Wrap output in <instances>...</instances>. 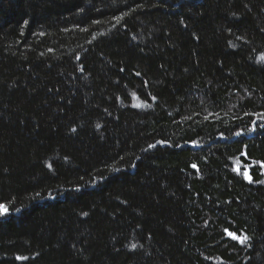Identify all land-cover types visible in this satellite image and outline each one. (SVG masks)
Masks as SVG:
<instances>
[{
    "label": "trees",
    "instance_id": "16d2710c",
    "mask_svg": "<svg viewBox=\"0 0 264 264\" xmlns=\"http://www.w3.org/2000/svg\"><path fill=\"white\" fill-rule=\"evenodd\" d=\"M0 204V264H264V0H0Z\"/></svg>",
    "mask_w": 264,
    "mask_h": 264
},
{
    "label": "snow or ice",
    "instance_id": "6c2138e0",
    "mask_svg": "<svg viewBox=\"0 0 264 264\" xmlns=\"http://www.w3.org/2000/svg\"><path fill=\"white\" fill-rule=\"evenodd\" d=\"M139 74V73H138ZM73 131H75V129H73ZM239 135V133H238ZM150 147H154V146H151ZM193 167L195 168L196 166L193 165ZM244 177L245 179H247L249 182H252V179L251 177L247 174V172L244 173ZM6 206L3 205V204H0V216H4L6 215ZM229 236H231V238L233 240H238L241 244L245 243L246 240L248 239L247 237H237L234 233H228ZM133 247H135V245H133ZM17 259H26V258H21V257H17Z\"/></svg>",
    "mask_w": 264,
    "mask_h": 264
}]
</instances>
